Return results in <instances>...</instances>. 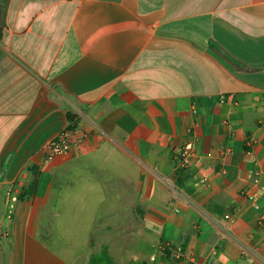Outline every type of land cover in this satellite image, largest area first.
I'll return each mask as SVG.
<instances>
[{
  "label": "crops",
  "instance_id": "crops-1",
  "mask_svg": "<svg viewBox=\"0 0 264 264\" xmlns=\"http://www.w3.org/2000/svg\"><path fill=\"white\" fill-rule=\"evenodd\" d=\"M262 218L264 0H0V264H264Z\"/></svg>",
  "mask_w": 264,
  "mask_h": 264
},
{
  "label": "built area",
  "instance_id": "built-area-1",
  "mask_svg": "<svg viewBox=\"0 0 264 264\" xmlns=\"http://www.w3.org/2000/svg\"><path fill=\"white\" fill-rule=\"evenodd\" d=\"M82 143L81 139H78L75 137L73 132L66 130L64 133H62L59 137L53 139L47 146L46 148V158L49 161H52L57 158L65 157L69 153H71L72 149L74 148L75 145H78ZM196 151L195 144L193 142H187L180 153L178 154V161L180 164V168L183 170H187L190 165V161L192 156L194 155ZM246 196L248 200L253 204V207L255 210L259 211L260 210V205H259V197L260 193L256 189H251L246 193ZM19 198L18 195L15 194L14 192L9 194V202H8V208H9V216H11L15 210L16 204L18 203ZM260 226L264 227V218L261 219L260 221ZM8 233L5 231H2L0 229V252L2 251L3 247V242L7 238ZM169 250L172 251L175 254L176 258H181L182 257V251L181 249H176L171 247L169 243H164L161 246V254H165V252ZM152 262H155L156 257H153Z\"/></svg>",
  "mask_w": 264,
  "mask_h": 264
},
{
  "label": "trees",
  "instance_id": "trees-1",
  "mask_svg": "<svg viewBox=\"0 0 264 264\" xmlns=\"http://www.w3.org/2000/svg\"><path fill=\"white\" fill-rule=\"evenodd\" d=\"M69 119L74 123V118L72 116H70ZM165 254H169V250H167ZM88 264H116V262L110 255L108 249L104 248L100 253L93 254Z\"/></svg>",
  "mask_w": 264,
  "mask_h": 264
},
{
  "label": "rangeland",
  "instance_id": "rangeland-1",
  "mask_svg": "<svg viewBox=\"0 0 264 264\" xmlns=\"http://www.w3.org/2000/svg\"><path fill=\"white\" fill-rule=\"evenodd\" d=\"M161 246H162V245H161ZM161 246H160V245L158 246V251L156 252V253H157L156 256H157V255H162V254H161V251H160ZM176 249H177V248H176ZM119 251H121V249H119ZM131 252H132V253H133V252H134V253H137V249H136V248H132V249H131ZM115 253H116V256H118L117 250H116ZM154 254H155V252H154ZM116 256H115V257H116ZM116 258H119V257H116ZM119 259H121V256H120ZM151 259H152V257H150L149 261H148V262H145L144 264H154V262H152ZM177 259H179V258H177ZM123 264H129V263L125 261V262H123Z\"/></svg>",
  "mask_w": 264,
  "mask_h": 264
}]
</instances>
